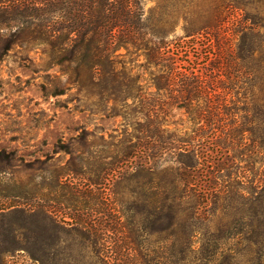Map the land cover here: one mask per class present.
<instances>
[{"label":"trees","instance_id":"16d2710c","mask_svg":"<svg viewBox=\"0 0 264 264\" xmlns=\"http://www.w3.org/2000/svg\"><path fill=\"white\" fill-rule=\"evenodd\" d=\"M199 2L209 4L215 16H206L201 9L192 11ZM157 10L154 23L148 24L142 0H0V24L15 21L24 26L15 32L12 44L46 46L41 49L40 66L44 71L56 66L60 74L59 84L50 92L44 85V93L63 94L67 87L60 85L62 77L65 84L88 94L92 87L105 88L117 64L126 79L130 70L125 63L130 60L123 58L134 54L143 57L139 66L144 70H155L149 72V79L157 100L143 96L144 121L133 122L140 129L110 136L124 144L123 155L114 158L112 169L118 171L120 162L126 164L124 174L134 185L131 218L138 216L141 228L128 232L141 235L142 241L130 242L141 264H264V168L256 166L264 164V100L256 103L253 127L242 122L226 125L222 122L226 112L212 101L204 66L184 58L183 51L171 46L164 35L176 16L182 17L183 30L194 34L217 25L225 11L228 16L239 10L242 23H252L245 27L257 30L264 26V0H158ZM255 34L254 49L264 54V38ZM258 71L264 76V65ZM139 78L136 75L131 82ZM155 109L154 122L150 113ZM176 110H183L192 125L189 131L171 129L174 123L168 117H175ZM205 127L209 132L204 137ZM222 134L229 143L242 142L247 134L245 165L239 166L236 156L221 144ZM81 221L77 223L85 233L103 237L102 230ZM152 235H156L153 242ZM19 247L43 263L42 247ZM13 249L16 246L2 251ZM94 249L110 264H126L111 256L114 250L104 243Z\"/></svg>","mask_w":264,"mask_h":264},{"label":"rangeland","instance_id":"374dc122","mask_svg":"<svg viewBox=\"0 0 264 264\" xmlns=\"http://www.w3.org/2000/svg\"><path fill=\"white\" fill-rule=\"evenodd\" d=\"M204 3L191 10L201 9L214 17L216 11ZM157 6L158 0H142L148 24L157 18ZM242 12L226 16L225 11L217 25L194 34L185 32L182 17L176 16L164 35L171 46L183 51L184 58L204 66L212 101L226 112L222 122L250 126L257 115L256 103L264 100V76L258 71L264 65V54L254 49L255 32L264 38V26L248 30L245 25L252 23H242ZM21 27L15 21L0 24V264H110L95 251L99 243L112 248L111 256L121 262L141 264V256L130 243L142 241L141 235L128 232L141 228L139 217L131 218L134 185L124 174L126 164L120 162L118 171L112 169L114 158L123 155L124 144L111 137H122L121 132H131L132 127L140 129L133 122L144 121L143 96L157 100L149 79V72L155 70H144L139 66L143 57L134 54L123 58L130 60L125 63L130 70L126 79L117 64L105 88L92 87L88 94L65 84L66 77H62L65 92L51 95L48 92L59 84V69L44 71L40 66L41 49L46 46L11 43ZM136 75L139 80L131 82ZM127 94L132 97L126 98ZM156 111L150 113L154 122ZM168 120L174 123L171 129L189 131L192 127L183 110H176V116ZM203 132L205 137L208 127ZM224 135L220 143L236 156L239 166L245 165L249 155L245 148L250 143L247 134L242 142L233 143L224 141ZM256 166L264 168V164ZM78 218L102 230L103 237L85 233ZM155 238L152 235L150 240ZM32 245L42 247L43 263L19 247ZM6 246L16 249L2 251Z\"/></svg>","mask_w":264,"mask_h":264}]
</instances>
